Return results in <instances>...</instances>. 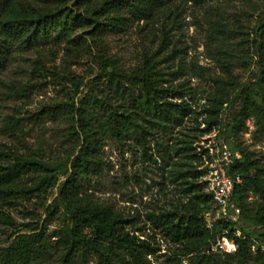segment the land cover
Listing matches in <instances>:
<instances>
[{"label": "trees", "instance_id": "16d2710c", "mask_svg": "<svg viewBox=\"0 0 264 264\" xmlns=\"http://www.w3.org/2000/svg\"><path fill=\"white\" fill-rule=\"evenodd\" d=\"M41 1L0 0V65L6 61L14 42L32 47L40 40L55 36L72 46L71 50L86 49L92 53L93 47H97L111 88L102 96L95 92L85 96L79 105L66 104L80 150L72 159L71 174L58 194L70 218V226L57 241L62 250L60 264H73L77 260L87 264L90 254H97L101 264H153L150 256L162 250L155 236L142 233L140 227L129 229V219L111 206L92 203L87 194L81 193V188L90 175L102 169L103 162L97 152L104 135L119 142L134 140L142 146L146 157L152 159L151 139L159 145V135H170L176 129L182 137H176L174 145H166L171 157L176 158V166L185 168V171L177 170V178L186 185V200L179 210L154 211L146 216V222L160 229L176 245L165 255V260L168 264L185 261L188 264H264V249L253 248V241L239 227V220L219 218L212 229L207 228L204 213L213 201L201 182L205 172L200 169L203 159L198 151L202 137L212 132L222 136L225 128H230L241 155L229 169L236 180L233 200L242 214V206L245 207L251 195L256 196L258 204L251 217L264 226V162L239 142L241 133L248 129L249 119L254 120L264 136V21L252 28L253 36L248 39L254 43L258 57L260 100L235 79L230 53L222 37L224 25L212 21L206 49L226 76L210 77L213 89L199 106L195 105L191 87L174 82L186 69L193 75L206 77L210 74L207 67L196 63L189 66L181 59L173 69L168 65L172 56L160 58L159 49L145 51L139 65L125 70L100 50L108 32L121 33L132 22H148L168 10L174 13L178 7L175 0H74L72 5L65 3L66 0ZM188 1L204 4L208 0ZM87 27L91 28L89 37L77 36L80 29ZM58 108L60 105H55L50 110ZM227 109H232L228 123L224 118ZM99 110H103L100 116ZM44 170L47 168L33 157L0 166V203L55 186L56 182H50L51 176L47 174L32 185L23 180L31 171ZM0 217L11 218L3 213ZM224 236L235 242L237 250L232 254L212 252V244ZM48 247L41 233L20 234L2 249L0 264H31Z\"/></svg>", "mask_w": 264, "mask_h": 264}, {"label": "rangeland", "instance_id": "374dc122", "mask_svg": "<svg viewBox=\"0 0 264 264\" xmlns=\"http://www.w3.org/2000/svg\"><path fill=\"white\" fill-rule=\"evenodd\" d=\"M31 1L42 3L41 0ZM73 1L65 3L72 5ZM175 2L178 7L174 13L168 10L148 22H132L121 33L108 32L100 50L125 70L139 65L145 51L159 49L160 58L172 56L168 65L173 69L181 59L189 66L196 63L207 67L210 74L206 77L193 75L186 69L174 82L191 87L195 105L201 106L204 97L213 89L210 77L226 76L206 49L210 22H222L225 32L222 37L230 53L235 79L260 100L258 57L254 43L248 39L253 36L252 28L264 21V0ZM90 31V27L80 29L77 36L87 38ZM54 37L40 40L32 47L14 42L6 61L0 65V166L33 157L47 170L31 171L23 180L32 185L47 174L51 176L50 182H56L55 186L29 197L0 203V213L11 216L10 220L0 217V252L20 234L41 233L48 241V251L31 264H60L62 250L57 241L70 226L69 213L58 194L71 174V161L80 147H77L79 143L73 134L66 104L79 105L85 96L94 92L102 96L111 89L97 47H93L92 53L86 49L71 50L72 46L65 40ZM55 105L60 108L50 110ZM102 113L103 110H99L98 116ZM231 113L232 109L224 113L227 123ZM247 125L239 142L264 162V136L253 119H249ZM176 137H182L178 129L167 136L159 135V145L151 139L152 159H149L138 142L131 139L119 142L104 135L97 152L103 162L102 169L90 175L81 188V193L87 194L92 203L111 206L129 219V229L140 227L142 233L155 236L162 250L150 256L153 264H168L165 255L176 245L160 229L146 222L147 214L179 210L186 200V185L177 178V170L185 171V168L176 166V158L171 157L166 145H174ZM219 139L226 140L234 153L239 152L229 127ZM257 204L258 198L251 195L245 207L242 206L239 227L250 236L253 248L264 249V226L251 217ZM73 264L80 262L77 260ZM87 264H101L99 256L90 254Z\"/></svg>", "mask_w": 264, "mask_h": 264}, {"label": "built area", "instance_id": "2783aa9c", "mask_svg": "<svg viewBox=\"0 0 264 264\" xmlns=\"http://www.w3.org/2000/svg\"><path fill=\"white\" fill-rule=\"evenodd\" d=\"M219 137L217 132H212L202 137L198 146L203 159L200 169L205 172L201 182H204L205 191L213 201L212 207L204 213L209 229L213 228L214 222L219 218L237 221L241 215V208L233 200L236 180L229 174L231 164L241 155L239 152L234 153L229 143ZM210 250L232 254L237 250V245L224 236L217 238Z\"/></svg>", "mask_w": 264, "mask_h": 264}]
</instances>
